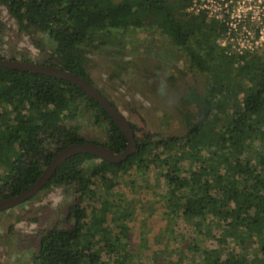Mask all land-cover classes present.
<instances>
[{
	"label": "trees",
	"instance_id": "16d2710c",
	"mask_svg": "<svg viewBox=\"0 0 264 264\" xmlns=\"http://www.w3.org/2000/svg\"><path fill=\"white\" fill-rule=\"evenodd\" d=\"M190 2L0 0L18 29L33 33L32 47L45 54L41 63L69 70L88 82L92 59L87 45L97 39L105 43L104 36L112 31L121 34L145 25L158 29L183 50L191 65L207 75L203 93L192 84L183 92V99L195 107L180 112L185 124L182 132L157 137L147 132L135 150L117 163L76 152L56 165L46 185L76 186L72 223L36 232V264H140L130 262L132 253L124 245L115 248L117 240L102 224L118 203L105 190L114 188L123 174L151 166L160 170L173 194L179 196L181 213L226 216L224 221L229 224L236 220L245 226L261 223L262 229L255 232L256 251L264 264V58L257 48L239 52L221 45L219 38L227 28L224 21L209 18L201 10H186ZM2 23L0 19V27ZM36 32L43 33L50 46ZM5 57L15 59L0 46V58ZM81 115L102 129L103 141L81 136L75 122ZM85 141L112 151L126 144L112 117L78 85L40 72L0 66V199L28 188L63 145ZM217 153L220 160L213 164L199 156L210 159ZM185 155L191 156L190 164L182 163ZM250 209L254 216H249ZM95 225H100L99 231ZM194 264L258 263L217 253Z\"/></svg>",
	"mask_w": 264,
	"mask_h": 264
},
{
	"label": "rangeland",
	"instance_id": "374dc122",
	"mask_svg": "<svg viewBox=\"0 0 264 264\" xmlns=\"http://www.w3.org/2000/svg\"><path fill=\"white\" fill-rule=\"evenodd\" d=\"M0 19L3 22L0 27V46L4 47L5 55L44 59L43 52L36 57L30 53V36L16 30L12 17L1 4ZM120 33L112 31L104 36L105 43L97 39L87 45L92 59L89 72L92 76L102 78L101 66L113 64L121 72V80L129 85L130 94L111 86L104 90L109 96H125L123 100L130 110L131 102H142L145 108L140 106V110L154 131L182 132L184 124L177 112L184 108L181 95L189 83L203 93L207 87L206 73L191 65L183 50L172 44L154 26L133 27ZM36 35L42 38L45 46H50L43 33L36 32ZM221 41L222 38H219V43ZM256 52L264 58V45L259 46ZM114 82L111 80V84ZM116 82L118 84V80ZM130 116L138 119L132 112ZM75 122L85 137L103 140L102 129L93 124L88 116H78ZM208 148L204 143V151ZM204 154L199 155L200 158L210 160L212 164L220 160L217 157L219 153L210 159ZM251 154V151L248 152L250 157ZM190 158L185 155L182 163L190 164ZM225 166L223 163L222 168ZM48 190L45 199L40 197L41 194L23 207L0 211V264H32L36 250V230L30 232L24 228L21 231L20 227L12 226L4 232L6 224L20 218L23 227L44 225L58 214L61 216L60 213L76 201L72 185H57ZM105 192L107 197H114L118 203H115L112 211L109 209L102 224L109 235L117 240L115 248L124 245L131 251L130 262L194 264L196 260L206 259L212 254L228 253L235 258L244 256L247 262L261 263L258 258L261 255L256 251L258 245L255 235L262 229L261 223L255 221L245 226L240 220L234 224L226 223V216L220 218L181 213L179 196L173 194L171 185L156 167H139L133 174H123L114 188H106ZM31 203L35 205L29 207ZM254 215L255 212L250 209L249 216ZM99 227L95 225L93 228L99 231Z\"/></svg>",
	"mask_w": 264,
	"mask_h": 264
},
{
	"label": "water",
	"instance_id": "95a60500",
	"mask_svg": "<svg viewBox=\"0 0 264 264\" xmlns=\"http://www.w3.org/2000/svg\"><path fill=\"white\" fill-rule=\"evenodd\" d=\"M0 66H4L7 68H16L19 70H28L32 72H40L43 74L66 79L78 85L82 90H84V92L93 97L105 109V111L112 117V119L115 121L126 138V144L120 151H112L110 148L103 144L90 141L68 143L53 154L49 162L43 167L40 174L28 186V188L16 195L7 196L0 199V210L16 204L17 202L24 200L28 196L32 195L46 181L48 176L55 169L56 165L61 160L73 153L88 152L99 157L100 159L117 163L126 159L127 156L135 150L136 142L133 137V132L126 119L118 113L115 107L107 100V98L103 94L100 93L97 88L88 83L81 76L69 70L62 69L58 66L38 63L34 61L11 59L6 57L0 58Z\"/></svg>",
	"mask_w": 264,
	"mask_h": 264
},
{
	"label": "flooded vegetation",
	"instance_id": "af4514ba",
	"mask_svg": "<svg viewBox=\"0 0 264 264\" xmlns=\"http://www.w3.org/2000/svg\"><path fill=\"white\" fill-rule=\"evenodd\" d=\"M14 25H15V28L17 31L21 32L22 34L25 33L26 35L30 36L29 37V41L31 39V35L33 33H29V32H25V31H22V30H19L18 27H17V24L15 23L14 21ZM31 46V49H30V53H32L33 56H37L39 53H44V51H41V50H34V48L32 47V43L30 44ZM9 56V55H7ZM15 56V55H14ZM15 59H19V60H26V61H34V62H38V63H41L43 62V59L42 60H39L37 58L35 59H32V58H17L15 57ZM38 60V61H36ZM45 64V63H43ZM101 73V77L102 78H99V77H96V76H92L90 72L89 73V78H90V81L88 83H90L91 85H93L95 88H97L101 94H103L107 100L115 107V109L118 111V113L124 117L126 119V121L128 122L132 132H133V137L135 139V142L139 141L143 135L145 133H151L152 136L151 137H157L158 135H161V136H165L167 134H178V133H162L160 131H154L153 129H151L147 123V119H146V116L144 115V113L140 110V106L142 108H145L144 104L142 102H131L130 105H131V110H130V107L127 105V103L123 100L125 99L126 97L125 96H121L119 95V99L117 97H114V96H109L104 90L107 89L108 87H111V86H114L116 90H119V89H122L124 91V93L126 94H130V91L128 90V84L124 81H122L121 79V72H119L117 70V68H115V66L113 64H109L108 66H101V70H100ZM104 72V73H103ZM111 79L112 81H115L114 84H111ZM101 80V81H100ZM118 80V84H117V81ZM121 80V81H120ZM191 84V83H189ZM121 85V86H120ZM187 85L186 84V88L185 90L187 89ZM193 88L196 90V87L192 84ZM184 90V91H185ZM197 91V90H196ZM115 95V94H114ZM181 99L182 101L184 102V108H182L181 110H178L177 112L179 113V116L184 124V121L181 117V114L180 112L183 111L184 109L186 110H189L190 112L194 110V103L193 102H186L184 99H183V93L181 95ZM120 100V102H119ZM122 106V107H121ZM128 112H129V115H128ZM130 112L134 113L135 115H137L138 119L135 120L133 119L131 116H130ZM184 127H185V124H184ZM81 134V132H80ZM104 134V133H103ZM82 137H85L83 134H81ZM104 137H105V134H104ZM87 138V137H86ZM104 139V138H103ZM100 141H103V140H100ZM68 144V143H67ZM65 144V145H67ZM65 145H63L62 147H64ZM61 147V148H62ZM60 149V148H59ZM58 149V150H59ZM57 150V151H58ZM56 151V152H57ZM49 162V161H48ZM47 162V163H48ZM46 163V164H47ZM44 164L42 166V169L43 167L46 165ZM41 169V170H42ZM49 177V176H48ZM48 178L46 179V181L38 188V190H36L32 195L28 196L26 199L24 200H21L19 202H17L16 204H13L7 208H4L2 210H5V209H9V208H20V207H23L29 200H31L32 198L34 197H37V196H40L41 194V198L45 199V196L44 195H47L49 194V188L51 187H57V185H72V184H61V183H52V182H49L47 185L46 183L48 182L47 181ZM75 189V192H77V188L75 185H72ZM39 197V198H40ZM76 202V201H75ZM33 205L35 204H32L29 206V207H33ZM74 205V204H73ZM72 205H69L67 206V209L66 211H63L62 213H60L61 216H59V214L57 215V217L55 219H53L52 221H50L49 223H45L44 225L43 224H38L36 227H32V228H29V227H23L21 226L22 224L20 223V221H22L20 218H18L17 220L18 221H14L12 220L11 222H9L8 224H6V227H5V230L4 232H7V230L9 228H11L12 226L16 227H20L21 231L24 230V228H26L27 231H30L31 230H36V232H40L43 228H45L46 226H50V225H56V224H59V225H64L66 227H69L71 226V223H72V218L70 216V208H71ZM0 210V211H2ZM36 219V217L34 218ZM21 224V225H20ZM21 237V236H20ZM22 238V237H21ZM34 256V255H33ZM32 264H36L34 261H33V257H32Z\"/></svg>",
	"mask_w": 264,
	"mask_h": 264
},
{
	"label": "built area",
	"instance_id": "2783aa9c",
	"mask_svg": "<svg viewBox=\"0 0 264 264\" xmlns=\"http://www.w3.org/2000/svg\"><path fill=\"white\" fill-rule=\"evenodd\" d=\"M186 10L203 11L207 17L224 21L226 32L220 42L241 52L264 45V0H191Z\"/></svg>",
	"mask_w": 264,
	"mask_h": 264
}]
</instances>
